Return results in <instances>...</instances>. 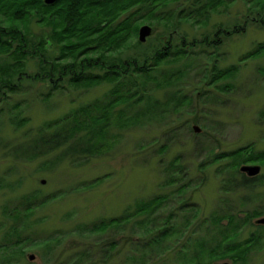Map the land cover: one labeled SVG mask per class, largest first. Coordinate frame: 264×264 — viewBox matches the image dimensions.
<instances>
[{"label":"rangeland","instance_id":"obj_1","mask_svg":"<svg viewBox=\"0 0 264 264\" xmlns=\"http://www.w3.org/2000/svg\"><path fill=\"white\" fill-rule=\"evenodd\" d=\"M260 9L262 15L256 18L252 13ZM216 11L205 23L181 27L189 43H198L191 51L199 54L196 62L189 54L188 60L165 63L153 72L156 81L147 84V92L158 103L173 96L165 119L152 117L144 125L127 130L112 128L109 135L117 143L108 153L89 158L82 166L59 163L53 155L25 162L9 151L36 136L43 123L95 100L105 101L111 84L104 82L86 89L64 83L63 89L48 100L44 97L49 85L42 83H25L19 94H7V99L0 102V183L7 185L0 191V242L12 222L2 216L3 207H13L31 194L49 201L34 209L27 220H20L30 224L21 232L22 238L39 243L1 248L0 255L14 259L24 249L23 257L12 260V264H177L175 254L179 249L187 241L205 236L207 231L202 234L203 229H212V215L239 212L238 217L243 219L245 214L261 212L255 218H264V165L252 190L237 188L224 194L221 180L228 173H217V169L230 160L212 163L218 155L242 148L264 152V52L246 58L257 45L264 44V0H227ZM4 20L0 15V24H5ZM34 25L32 21L31 27ZM144 25L147 22L139 28ZM234 25L239 27L237 33L214 38L220 43L216 49L200 45L204 34L213 36L217 27L229 31ZM44 33L53 42L49 30ZM136 40L138 32L128 43ZM52 52L59 54L56 48L49 54ZM5 61L0 58V63ZM188 61L189 70V65L183 68ZM232 67L235 70L229 75L209 81L212 75ZM27 68L31 73L30 61ZM177 70H183V76L170 86L162 85L164 76ZM94 73L101 74L97 69ZM18 120H22L21 125L15 127ZM192 126H198L200 132L194 133ZM171 166L175 170H170ZM179 188L183 190L176 193ZM156 196H165L166 200L155 212L159 222L154 224L162 227L167 223L166 228L173 225L183 232L181 238L162 243L168 247L163 254L158 255L150 245L157 238L158 226L145 234L140 228L144 216L97 233L89 231L102 220L117 222L133 212L135 203ZM186 219H191L187 228ZM251 219L239 230V240L259 233L262 241L245 264H264V225ZM27 254L35 259L28 261ZM223 262L231 264L228 259L216 263Z\"/></svg>","mask_w":264,"mask_h":264},{"label":"trees","instance_id":"obj_2","mask_svg":"<svg viewBox=\"0 0 264 264\" xmlns=\"http://www.w3.org/2000/svg\"><path fill=\"white\" fill-rule=\"evenodd\" d=\"M226 2L227 0H57L53 5H46L43 0H0V15L5 19V24H0V58L6 60L0 63V102L7 99V94L16 95L23 91L25 83L49 85L44 97L46 100L63 89L64 83L86 89L104 82L111 84L105 101L95 100L58 119L43 123L36 136L12 148L9 153L15 159L25 162L53 155L59 163L66 161L73 166H82L89 158L108 153L117 143V139L109 135L112 128L127 130L144 125L142 123H147L146 120L152 117L157 120L165 119L173 96L158 103L147 92V84L156 81L153 72L165 63L175 64L183 59L188 60L189 54L192 62L199 58V54L191 53L198 43H189L185 39L186 34L181 33V27L183 24L198 26L208 21L210 13L218 12L216 10ZM252 14L259 18V14L262 15L261 9ZM32 21L35 22L33 27ZM143 22L159 30L154 33L156 37L153 34L144 43L136 40L130 45ZM261 22L264 26V19ZM36 25L41 28H35ZM237 28L239 27L234 25L228 31L217 27L213 36L209 33L203 35L200 45L216 49L220 43L214 38L219 35L226 37L228 32L235 34ZM44 30H49L53 42L47 40ZM55 48L59 54H49L50 49ZM263 52L264 44H259L246 58L257 57ZM29 61L33 68L31 73L27 71ZM189 61L183 68L189 65ZM189 68L191 65L188 70ZM95 69L101 74L94 73ZM230 69L218 72L216 76L212 75L209 81L216 82L233 72L235 67ZM181 71L183 72L177 70L168 73L164 76L165 83L162 85L170 86L177 77L183 76L184 72ZM155 84L161 85L159 82ZM162 85L158 87L162 88ZM21 122L22 120H18L13 125L19 127ZM245 151L247 156L243 155ZM228 158L230 161L217 169V173H228L221 180L222 193L231 194L237 188L252 190L259 179L257 176L248 177L239 168L252 163L262 167L264 152L254 153L242 148L220 154L212 163ZM170 170H175V167L171 166ZM167 183L173 184L169 181ZM6 186L0 183V191ZM182 190L183 188H179L176 193ZM165 200V196H156L137 202L133 205L132 213L124 214L116 219L117 222L115 219L102 220L89 231L97 233L99 229L118 227L121 222L144 216L139 223L143 222L140 228L145 234L150 228L158 226L157 223L154 224L159 222L155 220L154 214ZM47 201L49 198L40 201L36 194H31L13 207H3L2 216L12 222L0 242V249L21 243H39L40 240L34 241L30 237L22 238L21 232L30 228V224L20 220H27L34 209ZM239 214L212 215V229L205 228L202 230V234L207 231L205 236L187 241L175 254L177 264H212L226 259L231 264H245L250 254L260 248L258 246L262 235L253 233L245 240H239V230L251 218V221L258 219L255 217L260 216L261 212L245 214L243 219L238 217ZM190 220H185L186 228L189 227ZM167 225H163L164 228ZM162 227H157V238L150 244L156 248L158 255L168 249L163 246V242L177 240L183 233L173 225L167 230ZM23 252L24 249L20 250L14 259L23 257ZM14 259L0 255V264H12Z\"/></svg>","mask_w":264,"mask_h":264},{"label":"water","instance_id":"obj_3","mask_svg":"<svg viewBox=\"0 0 264 264\" xmlns=\"http://www.w3.org/2000/svg\"><path fill=\"white\" fill-rule=\"evenodd\" d=\"M57 0H43L44 4L46 5H53ZM154 29L148 25H144L139 28L138 30V40L141 43H144L148 37L154 34ZM194 133H199L200 128L198 126H193L192 127ZM239 171L241 173L246 174L248 177H256L260 174L261 172V166L259 165H241L239 168ZM42 184H44V181H42ZM256 224H261L264 225V218L255 220ZM28 261H33L35 259V256L33 254H27L26 256ZM212 264H229L226 262L223 263H212Z\"/></svg>","mask_w":264,"mask_h":264},{"label":"flooded vegetation","instance_id":"obj_4","mask_svg":"<svg viewBox=\"0 0 264 264\" xmlns=\"http://www.w3.org/2000/svg\"><path fill=\"white\" fill-rule=\"evenodd\" d=\"M192 127H193V126H192ZM247 165H257V164H253V163H252V164H247Z\"/></svg>","mask_w":264,"mask_h":264}]
</instances>
